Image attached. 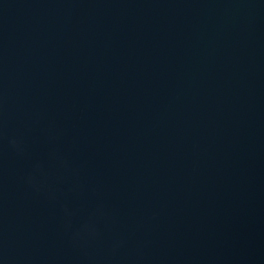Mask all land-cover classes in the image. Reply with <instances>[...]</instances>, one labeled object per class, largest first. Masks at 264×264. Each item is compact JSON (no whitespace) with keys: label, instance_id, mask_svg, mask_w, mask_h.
<instances>
[{"label":"water","instance_id":"obj_1","mask_svg":"<svg viewBox=\"0 0 264 264\" xmlns=\"http://www.w3.org/2000/svg\"><path fill=\"white\" fill-rule=\"evenodd\" d=\"M0 264H264V0H0Z\"/></svg>","mask_w":264,"mask_h":264}]
</instances>
